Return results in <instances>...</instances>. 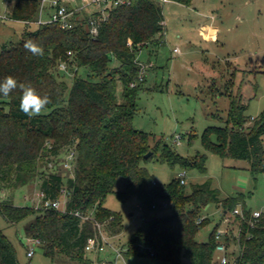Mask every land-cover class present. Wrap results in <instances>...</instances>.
<instances>
[{
    "label": "trees",
    "instance_id": "trees-1",
    "mask_svg": "<svg viewBox=\"0 0 264 264\" xmlns=\"http://www.w3.org/2000/svg\"><path fill=\"white\" fill-rule=\"evenodd\" d=\"M38 7L39 0H14L7 16L27 25L26 21L36 19ZM88 20L82 17L71 29H62L56 23L39 24L32 30L26 26L19 41L1 45L0 80L12 75L18 83L31 85L51 99L40 115L28 117L19 109V88L8 97L0 95L1 216L13 224L37 212L34 207L12 201L13 191L36 179L40 180L42 201L60 200L66 192L65 209L43 207L27 237L39 239L49 256L60 251L79 264H101L87 254L85 245L89 237L99 233L96 223L113 235L123 230L121 213L104 205L109 194L122 202L135 197L148 210L155 209L153 205L159 202L166 203L171 213L146 220L145 229L131 235L125 254L171 264H219L215 259L219 224L207 241L196 240L209 222L202 209L214 203L221 208L222 219L231 214L238 222L235 239L239 252L226 264H264V213L258 218L252 216L245 206L246 194L221 198L210 179L193 184L187 193L185 184L177 178L158 184L143 165L159 158L171 166L179 164L185 170L198 167L205 172L203 157H182L165 143L156 157L159 145L151 147L153 136L133 126L137 95L146 76L139 80L137 55L142 48L160 43L164 30L161 4L134 0L112 8L107 18L98 22L94 34L88 29ZM30 39L42 47L41 55L24 48ZM112 61L114 67L110 66ZM61 63L76 68L70 85L57 73ZM80 69L97 79L82 76ZM246 107L240 97L231 96L226 124L205 128L202 141L206 149L221 157L246 160L256 178L264 174V110L250 119L245 115ZM70 151L74 159L65 168L60 155ZM148 152L151 154L146 157ZM42 159L50 163L58 160L70 174L38 171ZM120 176L128 178L129 183L116 192ZM88 212L92 218L84 219ZM0 264H20L14 246L1 229Z\"/></svg>",
    "mask_w": 264,
    "mask_h": 264
},
{
    "label": "rangeland",
    "instance_id": "rangeland-1",
    "mask_svg": "<svg viewBox=\"0 0 264 264\" xmlns=\"http://www.w3.org/2000/svg\"><path fill=\"white\" fill-rule=\"evenodd\" d=\"M7 1L0 0V49L4 43L19 41L26 26L30 30L37 26L8 18L14 0ZM159 3L164 15L160 43L142 48L137 55L140 61L151 62L152 67L147 70L137 95L133 126L153 136L151 147L159 145L156 157L164 143L182 157H197L198 160L203 157L204 173L198 167L184 169L187 193L193 184L210 179L221 198L242 192L247 195L246 209L264 213V174L254 178L246 160L221 157L206 149L202 141L205 128L226 124L231 96L240 97L247 105L245 115L250 119L264 110V0H190L189 3L166 0ZM201 24L216 26V39L205 40L199 32ZM115 65V61L110 63L111 67ZM75 69L72 65L67 71L58 69L57 73L70 85ZM79 73L97 79L87 75L84 69ZM120 91L121 85L118 84L117 92ZM178 135L180 139L175 142ZM262 139L264 141V135ZM66 157L67 154L62 153L61 161ZM143 165L158 184L170 182L183 170L179 164L171 166L159 158ZM37 168L38 171H59L65 176L70 174V169L64 170L58 160L50 163L42 159ZM127 183L128 178L118 177L114 190L122 191ZM67 199L66 192L60 195V210L65 209ZM12 201L15 205L38 209L35 214L13 224L0 214V229L14 246L20 264H79L60 251L49 256L39 245L33 246L31 257L27 256L31 247L27 234L43 208L40 180L13 191ZM104 205L121 213L123 230L113 235L101 227L103 237L109 242L105 251L99 254L101 259L113 264H171L147 256L125 254L131 235L138 229L144 230L146 220L170 214L169 206L159 202L155 209L148 210L135 197L122 202L115 194H109ZM237 211L240 212L241 208L238 207ZM202 215L209 222L198 232L196 240L207 241L210 232L219 224L218 229L225 231L227 252L232 259L239 252L235 239L238 222L234 216L227 214L222 219L221 208L214 203L207 204ZM86 216L93 215L88 212ZM114 248L122 252L121 256L116 257ZM95 253L87 252L94 256Z\"/></svg>",
    "mask_w": 264,
    "mask_h": 264
},
{
    "label": "built area",
    "instance_id": "built-area-1",
    "mask_svg": "<svg viewBox=\"0 0 264 264\" xmlns=\"http://www.w3.org/2000/svg\"><path fill=\"white\" fill-rule=\"evenodd\" d=\"M9 1V0H8ZM7 1V2H8ZM134 0H39L38 14L35 20L26 21L29 24H45V23H56L62 29H71L77 25L78 20L82 17L87 16L88 20V29L91 33H96L97 24L99 21L105 20L110 9L129 5ZM159 2H164L166 0H158ZM138 66L140 67L139 80L142 81L144 74L147 70L152 67L151 62H142L138 61ZM60 70L67 71V64L61 63L59 65ZM134 83H131L133 86ZM180 139V136H176L174 141L177 142ZM74 159V153L70 151L63 161V167L69 168L71 166V161ZM181 184L186 183V171L181 170L177 176ZM163 206H168L166 203H162ZM44 208H60L59 200H45L43 201ZM153 207H156L153 205ZM260 211L252 212L254 218L260 217ZM84 219H89L92 217H87L86 215L82 216ZM99 233L89 237L87 239L85 249L87 252H96L101 253L105 251L106 245L109 244L107 240L102 235L101 225L96 223ZM225 231L223 229H217L215 233L216 244V259L219 264H226L229 261L227 256V248L225 244ZM28 241L31 247L27 251V256L31 257L34 252V247L36 245L40 246V240L35 237H29ZM117 256H121L119 249H114ZM101 264H106L107 260H100Z\"/></svg>",
    "mask_w": 264,
    "mask_h": 264
},
{
    "label": "clouds",
    "instance_id": "clouds-1",
    "mask_svg": "<svg viewBox=\"0 0 264 264\" xmlns=\"http://www.w3.org/2000/svg\"><path fill=\"white\" fill-rule=\"evenodd\" d=\"M24 48L34 55H41L43 53L42 47L31 39L24 43ZM17 88L22 93L19 109L28 117L40 115L47 105L51 103L49 96L39 94L31 85L18 83L17 79L12 75H8L3 80H0V95L4 97H8Z\"/></svg>",
    "mask_w": 264,
    "mask_h": 264
},
{
    "label": "crops",
    "instance_id": "crops-1",
    "mask_svg": "<svg viewBox=\"0 0 264 264\" xmlns=\"http://www.w3.org/2000/svg\"><path fill=\"white\" fill-rule=\"evenodd\" d=\"M23 24H25L23 21H21ZM199 32L201 33V35L203 36V38L205 40H214L216 39V35L218 32V28L212 24H201L200 28H199ZM2 196V194H1ZM1 201V198H0ZM117 249V248H114ZM96 255H89L94 261H98V260H107V259H101L99 257L100 253H95ZM117 257V254H116Z\"/></svg>",
    "mask_w": 264,
    "mask_h": 264
},
{
    "label": "water",
    "instance_id": "water-1",
    "mask_svg": "<svg viewBox=\"0 0 264 264\" xmlns=\"http://www.w3.org/2000/svg\"><path fill=\"white\" fill-rule=\"evenodd\" d=\"M151 154V152H148L145 154L146 157H148Z\"/></svg>",
    "mask_w": 264,
    "mask_h": 264
}]
</instances>
